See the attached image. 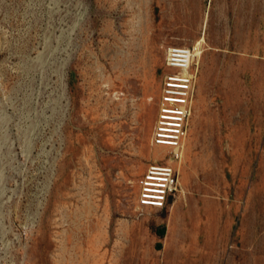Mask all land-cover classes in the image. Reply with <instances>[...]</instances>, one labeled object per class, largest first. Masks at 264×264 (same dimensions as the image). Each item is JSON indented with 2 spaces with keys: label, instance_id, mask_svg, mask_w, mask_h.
<instances>
[{
  "label": "rangeland",
  "instance_id": "374dc122",
  "mask_svg": "<svg viewBox=\"0 0 264 264\" xmlns=\"http://www.w3.org/2000/svg\"><path fill=\"white\" fill-rule=\"evenodd\" d=\"M200 36L177 191L142 213L165 49ZM100 257L264 264V0H0V264Z\"/></svg>",
  "mask_w": 264,
  "mask_h": 264
},
{
  "label": "built area",
  "instance_id": "2783aa9c",
  "mask_svg": "<svg viewBox=\"0 0 264 264\" xmlns=\"http://www.w3.org/2000/svg\"><path fill=\"white\" fill-rule=\"evenodd\" d=\"M194 48L174 46L169 50L166 67L169 70L163 76L161 96L152 144L169 147V159L173 163L179 160L178 150L187 129L190 110V97L193 91L195 75L193 72ZM194 65V66H193ZM166 161L153 163L145 174L140 187V203L149 208L166 209L170 198L175 195L170 185L175 172L165 166ZM167 165V164H166Z\"/></svg>",
  "mask_w": 264,
  "mask_h": 264
},
{
  "label": "bare ground",
  "instance_id": "6f19581e",
  "mask_svg": "<svg viewBox=\"0 0 264 264\" xmlns=\"http://www.w3.org/2000/svg\"><path fill=\"white\" fill-rule=\"evenodd\" d=\"M181 44H178V45H175V46H179ZM193 48H194V63L196 64L199 60H202L203 58V54L205 52V40L204 38H201V36L193 42ZM174 47V46H172ZM172 47H167L165 49V56H166V60H167V55L169 53V50L172 48ZM166 63V62H165ZM194 66V65H193ZM194 68L195 66L193 67V72H194V75H195V79H194V82H193V91H192V94H191V97H190V110H189V115H188V119H187V128L189 126V124L192 123L193 121V116H194V113H195V110H196V104H195V98H194V93H195V85H196V72L194 71ZM162 82H163V79H162ZM160 94H159V99H158V103H159V100H160V96H161V88H162V83H160ZM158 114V112H157ZM157 119V117H156ZM156 124V122H155ZM155 127V125H154ZM153 133H154V128H153V132H152V138H153ZM187 139H188V130L186 129L185 131V136L184 138L182 139V142H181V145L179 147L178 150V153H179V160L182 156V161L179 162V160H176L174 163H173V167L170 166V164H172L171 161H173L172 159H169V156H167V152L172 150L170 149L169 147H164V146H155L156 147V150L154 151L155 153V157H157L156 161H154L153 163H156V162H160V161H166V164L165 166L168 167V168H171V171L172 172H175V179L173 180L172 184L170 185V187L173 189V190H176L177 191V172H181L184 168V160H185V155H186V152H187V146H186V142H187ZM174 150V149H173ZM153 164L149 165L148 168H150ZM148 168L145 170L143 176H142V180H137L136 181H132V184L134 185H139V191H138V199H137V202H136V205L138 206V208L140 209V212H144L143 209H146V210H149V211H160V209H155V208H149V207H145L143 206L141 203H140V197H139V194H140V187L142 185V181H144V178H145V174H146V171L148 170ZM151 214V213H150ZM145 215V214H144ZM148 219L149 217H145V219Z\"/></svg>",
  "mask_w": 264,
  "mask_h": 264
},
{
  "label": "trees",
  "instance_id": "16d2710c",
  "mask_svg": "<svg viewBox=\"0 0 264 264\" xmlns=\"http://www.w3.org/2000/svg\"><path fill=\"white\" fill-rule=\"evenodd\" d=\"M157 234H158L160 237H164V235H165V231H164V229L157 230Z\"/></svg>",
  "mask_w": 264,
  "mask_h": 264
},
{
  "label": "crops",
  "instance_id": "0c3cea01",
  "mask_svg": "<svg viewBox=\"0 0 264 264\" xmlns=\"http://www.w3.org/2000/svg\"><path fill=\"white\" fill-rule=\"evenodd\" d=\"M115 260H116L117 262H119L118 257H117V259H114V260H112V261H115ZM99 261H100V264H103V260H102L101 257H100ZM104 264H107V263L105 262Z\"/></svg>",
  "mask_w": 264,
  "mask_h": 264
}]
</instances>
